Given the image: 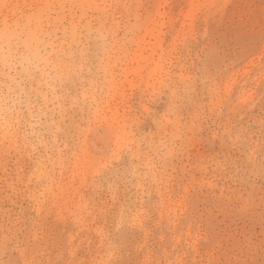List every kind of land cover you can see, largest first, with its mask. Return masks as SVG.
<instances>
[{
  "label": "rangeland",
  "instance_id": "rangeland-1",
  "mask_svg": "<svg viewBox=\"0 0 264 264\" xmlns=\"http://www.w3.org/2000/svg\"><path fill=\"white\" fill-rule=\"evenodd\" d=\"M144 2L150 27L159 14L164 33L171 29L165 73L156 58L154 85L160 92L176 74L174 61L181 62L178 70L189 62L196 85V95L185 92L177 72L183 126L165 120L177 147L164 183H154L147 171L149 193L118 181L114 195L96 177L81 189L87 196L79 209L65 206L59 189L30 197L21 183L9 188L6 179L17 178L18 165L3 157L0 264H264V0ZM139 14L135 8L131 18ZM183 28L187 34L180 37ZM208 65L211 70L201 72ZM135 94L141 126L156 132ZM150 103L152 109L160 104Z\"/></svg>",
  "mask_w": 264,
  "mask_h": 264
},
{
  "label": "bare ground",
  "instance_id": "bare-ground-1",
  "mask_svg": "<svg viewBox=\"0 0 264 264\" xmlns=\"http://www.w3.org/2000/svg\"><path fill=\"white\" fill-rule=\"evenodd\" d=\"M144 1L0 0V164L9 157L18 165L17 178L6 179L9 188L21 183L30 197L59 189L65 206L80 209L87 196L81 189L96 177L114 195L118 181L149 193L147 171L154 183H164L177 147L165 120L183 126L177 72L187 82L185 92L196 95V85L188 61L179 70L181 62H173L176 74L160 92L154 85L150 74L158 58L165 73V33L171 29L164 33L159 14L150 27L151 9ZM135 8L140 14L131 18ZM179 34L187 32L183 28ZM205 66L201 72L211 70ZM135 93L156 132L141 126ZM147 94L152 99L146 102ZM151 101L160 104L152 109ZM190 118L196 119L194 112ZM27 164L28 171L20 172Z\"/></svg>",
  "mask_w": 264,
  "mask_h": 264
}]
</instances>
